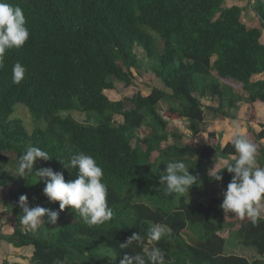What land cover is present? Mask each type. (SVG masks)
<instances>
[{
	"label": "trees",
	"instance_id": "obj_1",
	"mask_svg": "<svg viewBox=\"0 0 264 264\" xmlns=\"http://www.w3.org/2000/svg\"><path fill=\"white\" fill-rule=\"evenodd\" d=\"M3 2L23 10L29 31L22 47L6 51L0 68V186H7L5 205L18 224L9 241L32 248L29 264H120L125 255L137 254L150 264L145 249L152 247L164 253L165 264H264L262 259L235 254L226 256L225 263L217 261L224 242L221 232L227 227L233 228L240 244L255 248L263 258L264 218L258 216L253 223L247 214L240 217L223 209L224 197L217 193L193 202L185 193L166 195L167 185L160 179L168 163L183 162L194 177L188 189L198 187L209 195L205 186L217 180L214 173L221 176L217 181L225 191L235 176L226 167L239 158L234 141L221 147L177 142L163 147L168 119L157 104L177 102L166 113L187 118L193 133L207 119L200 98L217 99L221 106L227 102L230 112L236 109L235 97L227 99L223 82L242 86L252 114L255 103L264 104V79H252L264 74L262 31L242 20V8L225 6V0ZM253 9L264 27V3L258 1ZM136 47L143 52L142 60ZM17 62L26 71L14 84L12 66ZM143 65L159 86L149 94L137 90L119 100L107 96L115 80L130 85L133 71L139 72ZM18 106L28 110L38 123L35 128L29 129L24 118L15 114ZM72 110L95 113L106 124H83L67 113ZM116 114L121 121L110 122ZM143 125L151 133L140 137ZM249 132L258 142L255 160L264 167V143L259 141L264 139V129ZM30 147L48 152L50 159L35 160L31 171L21 176L19 157ZM81 154L92 156L103 169L106 204L113 210L112 219L103 224L89 226L70 206L61 210L59 202L50 201L43 192L46 178L37 175L51 168L66 182L72 181L79 169L70 161ZM214 157L228 162L211 174ZM22 195L29 210H48L35 231L20 222ZM51 212L58 214L54 223ZM153 223L167 228L166 236L157 242L147 236ZM134 234L141 239L121 248Z\"/></svg>",
	"mask_w": 264,
	"mask_h": 264
},
{
	"label": "clouds",
	"instance_id": "obj_2",
	"mask_svg": "<svg viewBox=\"0 0 264 264\" xmlns=\"http://www.w3.org/2000/svg\"><path fill=\"white\" fill-rule=\"evenodd\" d=\"M26 19L23 10L16 6L0 0V68L4 67L5 53L12 48L22 47L29 37ZM25 67L17 62L12 66V82L19 84L24 77ZM235 137L234 146L239 153L235 165L227 164V171L235 173L231 182L227 186L224 194L223 209L231 210L238 216L245 214L252 218L255 223L256 218L264 211V205L261 204L264 198V167H257L253 170L256 163V147L244 135L239 125L234 128ZM37 159L49 160V153L40 150L37 147H30L19 157L18 173L23 176L25 170L31 171L33 163ZM70 165L78 167L79 175L76 179L66 182L61 173H54L51 168L41 169L37 175L45 179L44 194L50 201H58L59 208L63 210L65 206L78 210L86 219L89 226L103 224L113 217V210L106 204V185L102 182L103 169L95 159L90 155L81 154L70 161ZM65 164V167H68ZM215 175V179H221L220 175ZM167 187L165 194L178 193L183 194L188 187L194 183V177L189 175L183 162H171L167 164L166 175L160 177ZM26 196L20 197V203L23 206V216L20 218L22 225L35 231L40 218L45 216L47 209L36 207L29 210L24 206ZM52 222L57 218L56 212L48 213ZM165 226L153 223L147 230V236L150 242L160 241L166 236ZM141 237L133 235L127 241L120 245L121 248H127L133 241L140 240ZM147 260L150 264H165L164 253L156 247L151 250L145 249ZM133 260L137 264H145L143 256L137 254L133 257L127 255L120 261V264H132Z\"/></svg>",
	"mask_w": 264,
	"mask_h": 264
},
{
	"label": "rangeland",
	"instance_id": "obj_3",
	"mask_svg": "<svg viewBox=\"0 0 264 264\" xmlns=\"http://www.w3.org/2000/svg\"><path fill=\"white\" fill-rule=\"evenodd\" d=\"M258 1L260 0H225L224 4L225 6L232 4L240 6L242 8V20L248 26H256L261 29L262 31L261 40L264 43V27L261 25L262 24L261 19L253 9V7L258 3ZM261 1L264 3V0ZM149 32L153 36L157 37L153 32L151 31ZM158 47L159 50L162 51V43L160 41L158 43ZM135 51L138 53L140 57L139 59L142 60L143 52L141 51V49L136 47ZM258 78L264 79V74L253 76L252 79H258ZM223 83H224L223 89L226 93L227 99L231 95L235 97L236 109H233L230 112L227 107V102H225L223 106H221L222 104L218 103L217 99L213 100L210 99L209 97L200 98L202 107L205 108V116L207 117V119H205L204 122L199 126V130L197 133L192 132L191 123L187 118L181 117L178 114H171L169 112L166 113L168 107L170 105L177 106V102L175 103L167 102V101L158 102L157 107L160 113L163 115V117L168 119V125H167L168 137L166 141L162 142L161 145L163 147L176 142L179 143L180 145L193 143L197 147L206 143H210L213 146L220 145L221 147L225 145L228 141H235V137L233 135L234 128L236 125H239L242 133L247 136V138L256 147V149L258 148L257 147L258 142L253 141L252 139L253 137L249 131L252 128L258 131L261 130L260 127H262V125H259L260 120H258V117L260 116L261 118L262 114L264 115V110H262V107L264 105L256 104L255 106L256 113L252 114L249 109L250 102L248 101L247 94L242 89V86L240 84H235L233 82H231L232 84L225 82ZM155 86H159V80L154 76L153 72L147 69L146 65H143L141 69H139V72L135 70L133 71L132 83L130 85L127 86L122 81L115 80L114 88L112 90H107L106 94L112 100H119L121 98L131 96L137 90L141 91L143 94H149L151 88ZM126 106L128 108L129 104L126 103ZM211 111H214V115L211 114ZM67 113L75 120L83 124H99V125L106 124L98 117L97 114L92 112H82L80 110H72ZM15 114H18V116L24 118V123L27 125L29 129H33L38 125L37 122L32 121L30 113L26 108L22 106H18L16 108ZM231 114H233V117L231 116ZM121 119L122 117L116 114L112 117L110 122L118 123L121 121ZM150 133H151V128H148L146 125H143L141 129H139L138 131V135L140 137L148 135ZM174 133L176 135H181V138L177 139L173 135ZM210 133H214V136H210ZM259 141L261 143H264V139L262 140L259 139ZM8 154L14 157L13 153H8ZM214 158H215V162L211 172L216 171L223 164L227 163L226 158H222V157L220 158L214 157ZM257 167H259V164L256 161L253 168H257ZM8 187L15 189L13 185H10ZM205 187H206L205 191L207 189L209 195L205 193L202 194L203 191L198 187H196L194 190L188 189L185 192L188 201L190 202L196 200L206 201L210 195L217 193L216 189H220L222 187V184L215 182L214 183L208 182ZM6 190H7V186H5V184L0 186V219L7 222L11 221L13 223V221H15L14 217L11 214L10 210H8L5 205ZM13 201H14L13 206H16L18 204V201H16L15 199ZM227 213L228 215L230 214L232 215V212L230 211H228ZM70 217L71 216H67L66 218H70ZM14 223H15L14 225H18L17 221H15ZM2 227L3 225L0 226V230L3 229ZM232 231L233 228L227 227L221 232L222 234L221 237L224 239V242L221 249V255L218 254L219 259L217 261L220 263H225L226 256L230 255L231 253L236 255L238 253H245L244 250L245 247L241 246V244L238 242L237 235H235Z\"/></svg>",
	"mask_w": 264,
	"mask_h": 264
},
{
	"label": "crops",
	"instance_id": "obj_4",
	"mask_svg": "<svg viewBox=\"0 0 264 264\" xmlns=\"http://www.w3.org/2000/svg\"><path fill=\"white\" fill-rule=\"evenodd\" d=\"M255 105H256V103H255ZM261 105H264V104H261ZM249 109H250V111L252 109L251 103L249 105ZM262 110H264V106L262 107ZM258 120H260L259 125H262V127H260V128L264 129V115L262 114L261 118L259 116ZM256 131H258V130H256ZM231 158H235V157L231 156ZM226 160L228 162V159H226ZM226 164H223L220 168H222ZM220 168H218L217 170H219ZM253 170H255V168H253ZM216 171H214V172H216ZM214 172L210 171L211 174ZM210 182L222 184V187L220 189H216V192L219 196L224 197V194L226 192L224 190V184L220 181H217V180L210 181ZM261 204L264 205V199L263 198L261 200ZM259 217L264 218V211L261 212ZM15 221H13V223H12L11 221L7 222V221H3L2 219H0V226L3 225V227H2L3 229L0 230V264H29V260H30L31 254H32V248L30 246H28V247L19 246L18 247L9 241V236L13 233V229L15 227V225H14ZM241 246L245 247V249H244L245 253H238L237 255L244 256L249 260H252L255 258L264 260V257L262 258L260 255L257 254L255 248L250 247V246H245L242 244H241ZM244 250H243V252H244ZM231 254H233V253H231Z\"/></svg>",
	"mask_w": 264,
	"mask_h": 264
}]
</instances>
